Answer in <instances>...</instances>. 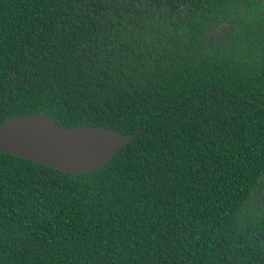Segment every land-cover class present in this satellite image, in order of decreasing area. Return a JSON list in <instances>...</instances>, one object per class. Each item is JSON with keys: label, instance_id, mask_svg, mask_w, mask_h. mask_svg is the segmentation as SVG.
<instances>
[{"label": "trees", "instance_id": "16d2710c", "mask_svg": "<svg viewBox=\"0 0 264 264\" xmlns=\"http://www.w3.org/2000/svg\"><path fill=\"white\" fill-rule=\"evenodd\" d=\"M35 113L133 138L0 153V264H264V0H0V125Z\"/></svg>", "mask_w": 264, "mask_h": 264}, {"label": "water", "instance_id": "95a60500", "mask_svg": "<svg viewBox=\"0 0 264 264\" xmlns=\"http://www.w3.org/2000/svg\"><path fill=\"white\" fill-rule=\"evenodd\" d=\"M132 138L101 127H60L48 115L35 113L0 125V153L82 174L101 167Z\"/></svg>", "mask_w": 264, "mask_h": 264}]
</instances>
